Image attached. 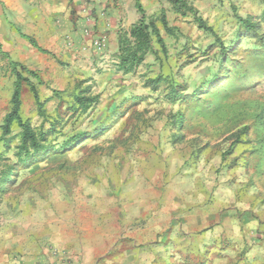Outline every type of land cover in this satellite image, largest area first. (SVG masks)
Wrapping results in <instances>:
<instances>
[{
	"label": "rangeland",
	"instance_id": "374dc122",
	"mask_svg": "<svg viewBox=\"0 0 264 264\" xmlns=\"http://www.w3.org/2000/svg\"><path fill=\"white\" fill-rule=\"evenodd\" d=\"M139 2L151 34L142 62L128 72L121 46L135 42L131 31L142 19L136 0L87 1L91 7L75 10L66 30L47 0H14V11L0 6V49L8 53V42L16 47L9 58L0 53V101L9 98L10 111L17 71L28 77L42 105L25 84L21 114L48 138L44 150L30 155L19 150L21 128L0 139L2 208L43 197L91 196L94 174L111 161L142 165L165 181L178 182L182 170L189 181L190 173L219 177L226 188L239 183L246 196L250 183L264 198V154L254 152L264 149V128L253 132L264 120V78L254 85L236 80L254 64L264 69V0H187L181 10L171 0ZM11 60L25 68L16 71ZM87 97L96 102L83 112L80 102ZM248 124L251 129L242 131Z\"/></svg>",
	"mask_w": 264,
	"mask_h": 264
},
{
	"label": "crops",
	"instance_id": "0c3cea01",
	"mask_svg": "<svg viewBox=\"0 0 264 264\" xmlns=\"http://www.w3.org/2000/svg\"><path fill=\"white\" fill-rule=\"evenodd\" d=\"M87 1L47 0L65 30ZM3 17L0 7V24ZM4 51L14 54L15 43ZM8 101H0V139ZM118 164L94 174L91 196L30 199L19 209L2 208L0 197V264H264V220L254 217L264 219V198L250 183L246 196L219 177L190 173L189 181L182 170L178 182L165 181L142 165Z\"/></svg>",
	"mask_w": 264,
	"mask_h": 264
},
{
	"label": "trees",
	"instance_id": "16d2710c",
	"mask_svg": "<svg viewBox=\"0 0 264 264\" xmlns=\"http://www.w3.org/2000/svg\"><path fill=\"white\" fill-rule=\"evenodd\" d=\"M171 2L175 6V8L178 10H181L182 8L187 7V0H171ZM136 5L142 14V19L140 20L138 25H135L133 27L131 31V36L134 38L135 42L133 43V46L131 44L128 45L126 43L124 44L122 43V46H121V52H122L121 53V65L124 68V70L127 72L133 69L134 67H137L142 62L143 57L146 53V48L148 47V42L150 40V34H151L150 25L146 23L144 10L139 0H136ZM196 21L198 22L201 28L212 31V28H210L206 24L203 18L197 17ZM163 23L165 25L166 30H170L169 27L167 26V21L165 17H163ZM246 24L249 26V28L253 29V31H255L258 28L257 25H252L248 21H246ZM154 27L155 29H153V31L155 32V35L157 36L158 40L162 42V38L159 33V30L157 29L156 26ZM26 38L30 40L33 46L39 48L43 52H47L45 49H41L38 46L34 38L30 36H26ZM233 46H234V43H232L227 49H225L224 56L230 53L231 47ZM261 48H263V52H264V37L262 40ZM0 53L4 54L5 57H9L8 54L2 52L1 49H0ZM10 64L14 69H16V71L18 67L25 68L22 64L14 62L12 60L10 61ZM263 67H264V64H263ZM26 71L35 75L33 71H30L28 69H26ZM16 76H17V79L15 81L14 90L11 96V110L5 116V119H4V122L1 128L3 131L4 138H7L11 134L14 126L21 128V133H20L21 144L19 146V150L21 153L25 152L26 155H30L31 152L35 153V152H40L44 150L43 149L44 143L47 142L48 138L46 136L47 134H43V132H41L40 134L37 133L35 129H33L30 121L27 119H24L21 114L23 87L25 84L30 85L32 87V91L34 93L35 99L38 102V104L41 106L42 103L39 99L36 87L30 83L28 77H25L19 71H17ZM263 78H264V69H262L261 65L258 66L254 64L253 66H249L247 68L246 73L245 74L243 73L236 80H239L241 84L243 85L249 84L250 82L251 84L254 85L258 81L263 80ZM79 98L81 99L82 97H79ZM94 100L95 99L91 97H87L86 99H84V101L82 100L80 102L81 105L83 106L82 111L86 112L90 108ZM263 122L264 120H262L261 118L255 122L256 124L254 126V131H253L254 133H260L259 131H262V128H264ZM251 127L252 126L250 124L245 125L244 127H242V131L244 130L245 132H248V130L251 129ZM245 132H241V136L245 135L246 134ZM68 146H69L68 143L64 145V149H66ZM254 152H258L259 154H264V149L258 147ZM225 155H224V158H225Z\"/></svg>",
	"mask_w": 264,
	"mask_h": 264
}]
</instances>
